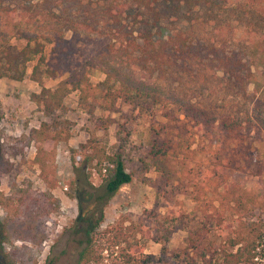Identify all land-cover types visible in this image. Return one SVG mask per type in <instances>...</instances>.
I'll use <instances>...</instances> for the list:
<instances>
[{
    "label": "rangeland",
    "instance_id": "1",
    "mask_svg": "<svg viewBox=\"0 0 264 264\" xmlns=\"http://www.w3.org/2000/svg\"><path fill=\"white\" fill-rule=\"evenodd\" d=\"M215 1L219 4H195L191 22L182 21L183 29L199 42L227 50L242 49L250 61H263L264 2L253 5L249 0ZM8 42L21 46L24 39L13 36ZM49 47L46 43V54ZM34 63L35 60L26 63L20 80L0 76V264H76L79 209L71 196L76 193L71 161L73 158L76 162L85 150L80 143L86 146L89 142L105 152L122 145V158L131 178L104 206L99 229L119 228L133 245L134 264H202L190 247L192 239L201 242L200 250L212 264H219L222 250L235 249L230 245L232 240L240 244L251 239L253 233L264 231V109L253 108L249 99L228 96L223 91L220 72H206L207 86L200 90L198 98L209 107L211 115L230 111L248 119L243 132L260 172L230 170L225 184L218 189L227 186L231 194L218 206L214 140L189 124L175 122L166 126L161 108L151 100L144 101L142 108L117 102L113 110L87 109L77 104V93L69 91L58 96L57 106L46 113L41 102L36 105L30 98L31 92L40 90V85L29 79ZM252 71L259 89L264 91V66L252 67ZM103 77L98 68L88 73L92 83ZM63 78V73L42 75L41 82L54 89ZM251 87L247 85L248 93ZM39 126L44 134L31 136L29 130ZM163 131H168L174 150L177 147V157L171 160L167 175L157 170L149 154L153 140H166ZM41 137L45 138L40 140ZM38 156L45 158L43 173L48 176L47 182L40 173ZM100 178L92 171L90 185L97 187ZM26 186L31 201L42 193L49 197L47 220L28 218L24 223L16 216L14 203L7 204L6 197ZM91 186L85 184L84 190L91 192ZM214 208L222 214L220 228L205 217ZM160 225L175 227L163 243L151 238L161 236ZM21 231L24 236L18 238ZM121 246L124 248V242ZM125 249L128 252L126 246Z\"/></svg>",
    "mask_w": 264,
    "mask_h": 264
},
{
    "label": "trees",
    "instance_id": "2",
    "mask_svg": "<svg viewBox=\"0 0 264 264\" xmlns=\"http://www.w3.org/2000/svg\"><path fill=\"white\" fill-rule=\"evenodd\" d=\"M198 2L205 6L219 4L215 0H0V76L20 80L25 75L26 63L35 60L29 79L36 81L40 90L31 92L30 98L36 105L41 102L46 113L57 106L58 96L69 91L76 92L77 104L87 109L113 110L117 102L142 108L144 101L151 100L161 108L166 126L175 122L189 124L217 143L214 157L219 206L231 194L227 186L218 189L225 184L229 171L258 174L260 165L248 150L243 132L248 119L230 111L211 115L198 96L207 86L206 72L218 71L228 96L249 99L253 108L264 109V91L259 89L252 71V67L264 66V59L250 61L242 49L227 50L202 43L184 30L182 21L191 22V11ZM258 2L264 0H249L253 5ZM169 24L174 26L170 28ZM13 36L23 38L24 43H9L8 38ZM46 43L50 44L48 54L44 52ZM92 68L100 69L102 80H89ZM57 73L64 74L57 86L44 87L42 75L54 77ZM249 84L250 93L246 89ZM43 125L40 122L44 130ZM40 126L31 128L29 134H44ZM163 133L166 140H153L149 154L157 170L167 175L171 160L177 157V147L174 150L168 131ZM79 146L85 150L76 162L73 158L71 161L76 190L71 196L79 209L76 224L80 248L76 264H134L133 245L124 233L116 227L99 229L104 206L120 185L131 178L122 158V145L111 152L97 149L89 142ZM37 151H41L39 146ZM36 160L47 182L48 176L43 173L45 158L38 156ZM92 171L101 175L97 187H92L88 179ZM85 184L94 190L85 191ZM25 190L27 186L14 190L12 196L6 197L7 204L14 203L16 216L24 223L28 218L47 220L49 197L42 193L31 201ZM205 217L216 228L221 227L223 218L217 208ZM160 228L161 236L151 238L163 243L175 227ZM22 231L18 238H23ZM123 242L128 252L121 246ZM190 244L202 264H212L200 250L201 242L192 239ZM230 245L235 249L222 250L219 264H264V231L253 233L251 239L240 244L232 240Z\"/></svg>",
    "mask_w": 264,
    "mask_h": 264
}]
</instances>
